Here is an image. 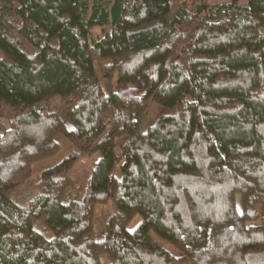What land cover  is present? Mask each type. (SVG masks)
Instances as JSON below:
<instances>
[{"label": "trees", "instance_id": "16d2710c", "mask_svg": "<svg viewBox=\"0 0 264 264\" xmlns=\"http://www.w3.org/2000/svg\"><path fill=\"white\" fill-rule=\"evenodd\" d=\"M244 1L0 0V264H264V0ZM58 134L81 147L34 177Z\"/></svg>", "mask_w": 264, "mask_h": 264}, {"label": "rangeland", "instance_id": "374dc122", "mask_svg": "<svg viewBox=\"0 0 264 264\" xmlns=\"http://www.w3.org/2000/svg\"><path fill=\"white\" fill-rule=\"evenodd\" d=\"M210 3H215V2H227L230 0H207ZM241 3H245L244 0H241ZM96 32H100V28L95 29ZM70 106H67L63 109L61 116L62 119L65 121V123L68 126H71V122L68 117V110ZM170 107L155 103L153 106V110L150 113L147 122H146V127L153 124L158 116L163 113H168L170 112ZM58 141L61 143V148L60 150L47 158H44L34 164V177L38 176L42 170L45 168H48L56 163H58L60 160H62L64 157L70 155L74 151V146L77 145L81 147V144L77 140H72L69 141L64 135L58 134L57 135ZM122 142V140H120ZM100 158V153L99 151H95L92 154L86 156L82 160L78 162V164L70 171V175L74 178L78 177H89L91 176L93 172V167L95 166V162ZM239 194L237 195L239 199ZM114 209L113 205L111 202H107L104 204H99L96 209L95 213V237L98 240H103L105 238V229H106V224L109 220V217L113 214ZM142 221V216L140 214H137L129 223L128 229L129 230H134L139 223ZM150 235L156 239L159 243H161L165 248H167L171 253H173L175 256H180L181 255V250L176 247L174 244H172L170 241L167 239L163 238L160 236L158 233H156L154 230L150 231ZM101 264H111V258L109 254H103L101 258ZM182 264H193L192 261H187Z\"/></svg>", "mask_w": 264, "mask_h": 264}]
</instances>
